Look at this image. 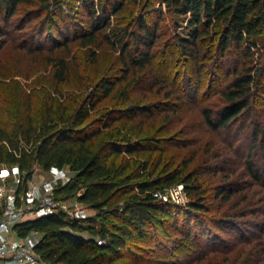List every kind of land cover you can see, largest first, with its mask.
<instances>
[{
    "label": "trees",
    "instance_id": "16d2710c",
    "mask_svg": "<svg viewBox=\"0 0 264 264\" xmlns=\"http://www.w3.org/2000/svg\"><path fill=\"white\" fill-rule=\"evenodd\" d=\"M33 1L38 3L49 22L57 24L53 20L54 11L58 9L57 13H62L59 5L63 0H0V11L9 18L19 5ZM89 1L85 26L71 28L66 24H57L32 26L33 29H30L32 39L45 34L52 41L42 57L52 67L51 77L55 83L80 76V60L72 54L68 43L72 37L79 39L90 61L95 60L97 50L105 43L119 52L126 72L130 67L128 63L139 68L149 65L156 51L151 49L162 32H158L159 27L156 25L158 17H162L163 4L164 10L183 17L185 21L188 35H176L174 47L197 63L196 71L200 73L204 68L202 60L206 56L225 59L231 53L236 54V64L229 71L232 77L218 90L223 103L217 107L200 106L202 118L209 127L230 130L245 109L252 105L256 92L264 91V0ZM155 1L160 3L156 7L158 16L149 22L143 11L152 7L151 2ZM30 20L31 17L27 18V22ZM23 27L16 26L15 29L18 32ZM52 27L61 31L62 38H57L51 32ZM72 29L76 34H70ZM5 33H11L12 38L20 35L0 28V36ZM169 63L170 59L162 60L165 67ZM158 74V77H153L154 83L164 84L166 77L161 72ZM123 78L124 74L115 78L99 75L98 78L90 79L93 88L81 95L71 110L65 104H59L61 107L57 110L58 104L53 105L52 97L49 96V102L44 103L43 118L39 124L31 112L29 97L23 98L18 106L12 104L5 110L0 109V166L3 163L16 164L25 181L32 175L33 161L40 164L42 169L68 166L74 173L73 181L56 187V194L79 191L78 200L89 203L96 210L94 216H71L59 212L27 219L13 226L19 236L29 235V231L41 233L36 239L35 250L46 264H119L129 252L130 244L137 245L136 240L146 241V227L154 221L171 220L176 225V218L185 212L196 216L211 209L210 205L202 201V184L197 178L200 170L197 168L184 173L182 170L166 168L155 173L159 158L151 166L146 161L134 168H131L128 159L117 161L121 151L137 152L142 145L138 146L130 136L119 134L117 130L105 131L104 127L117 117L114 113L119 110L128 118L136 114H149V103L114 107L102 111L100 118L87 120L94 105L116 92L118 88H114V85ZM125 88L119 90L124 101L128 99V95L124 94ZM56 92L62 95L61 90L54 86L52 93ZM259 114L255 111L244 119L246 125L253 123L254 126L252 142L246 152L241 154L240 161L253 179L252 184L264 191V163L258 165L255 160V149L259 148V157L264 161V127H260L256 117ZM146 148L150 155L155 147ZM179 182L184 185L188 202L175 203L154 196L156 190ZM234 184L221 182L217 185V195L223 200L228 199L241 189ZM257 194L259 192H245L240 198L234 199L230 208L237 207L242 201L247 205L238 214L225 210L221 215L208 218L223 230L230 227L233 231H239V215L241 217L258 211L264 213L262 204L251 207V203L258 199ZM188 222L189 219H186L185 239L190 237L192 230ZM195 231L193 235L196 240L204 236L209 239L205 228ZM250 241L246 237L244 243L250 244ZM251 246L250 250L262 252L255 263L261 261L264 264V237H259Z\"/></svg>",
    "mask_w": 264,
    "mask_h": 264
},
{
    "label": "rangeland",
    "instance_id": "374dc122",
    "mask_svg": "<svg viewBox=\"0 0 264 264\" xmlns=\"http://www.w3.org/2000/svg\"><path fill=\"white\" fill-rule=\"evenodd\" d=\"M89 2L63 0L59 5L62 13L58 14V9L55 10L53 20L58 26H85ZM151 4L152 7L143 11L149 22L157 19L156 7L160 5L157 1ZM161 7L163 14L161 18L158 17L156 26L159 27L158 32H162L151 49L156 51L149 65L139 68L128 63L130 67L126 72V65L120 60L119 52L105 43L97 50L95 60L90 61L85 47L79 44L78 38L72 37L68 43L72 54L80 60V76L58 83L51 77L52 67L46 64L42 57L52 41L45 37V34L34 39L30 35L32 26L57 24L54 21L49 22L38 3L34 1L19 5L17 11L9 18L0 11V28L20 34L15 38L10 37L11 33L0 36V109L5 110L12 104L18 106L23 98L29 97L32 102L31 112L39 124L43 118L44 103L49 102V96L52 97L53 105L58 104L57 110L63 104L71 110L81 95L93 88L90 86V79L98 78L99 75L115 78L124 74V78L114 85V88H118L117 91L98 101L87 120L100 118L102 111L114 107L138 102L149 103V114H136L135 117L128 118L119 110L114 113L117 117L104 127L105 131L117 130L119 134L130 136L138 146L142 145L137 152L121 151L117 161L128 159L131 168H134L146 161L151 166L159 158L160 163L155 173L166 168L182 170L183 173L197 168L200 170L197 178L202 184V201L210 205L211 209L196 216L185 212L176 218V225L171 220L160 219L157 223L154 219V223L146 227V241L136 240L137 245L130 244L129 252L119 264H261V261L255 262L258 256H262V252L250 249L259 237H264V213L258 211L241 217L239 215V231H233L230 227L224 230L216 227L208 217L221 215L225 210L240 213V210L247 206L245 201L240 202L237 207L230 208V205L245 192H259L257 201L251 203V207L264 205V191L252 184L253 179L240 161L241 154L246 152L252 142L254 125H246V116L258 111L260 114L256 117L260 127H264V91L256 92L252 105L245 109L230 130H214L209 127L202 118L200 106L217 107L223 103L218 90L231 79L232 73L229 71L236 64V54L231 53L225 59L214 55L206 56L202 60L204 68L199 73L195 70L197 63L174 47L176 35H188L183 17L164 10L163 4ZM127 10L128 7L124 10V15ZM30 17L32 20L27 22ZM16 26L24 27L17 32ZM24 32L26 34H23ZM51 32L57 38H62L61 31L55 27H52ZM70 34L76 33L72 29ZM164 59H170L168 67L162 64ZM159 72L166 77L164 84L153 81V77H158ZM54 86L61 90L62 95L52 93ZM124 86V94L128 95L126 101L119 91ZM147 146L155 147L150 155ZM255 151L256 163L261 165L264 163L259 157L261 151L259 148ZM7 165L18 172L16 164ZM209 169L211 171H208ZM31 176L37 180L53 178L54 184L59 188L72 182L74 173L68 166L42 169L40 164L33 161ZM221 182H235L234 186L241 189L223 200L217 195V185ZM78 195L79 191L73 194L59 193L57 198L68 205L69 213L94 216L96 210L89 203L78 200ZM186 219H189L188 224L192 229L187 239ZM177 228L182 230L177 231ZM195 228H205L209 239L204 236L196 240L193 235L197 230ZM28 234L35 239L41 235L36 231H29ZM246 237L251 240L250 244L244 243Z\"/></svg>",
    "mask_w": 264,
    "mask_h": 264
},
{
    "label": "built area",
    "instance_id": "2783aa9c",
    "mask_svg": "<svg viewBox=\"0 0 264 264\" xmlns=\"http://www.w3.org/2000/svg\"><path fill=\"white\" fill-rule=\"evenodd\" d=\"M18 171V170H17ZM22 174L7 164L0 168V264H46L35 250L36 239L31 235L19 236L13 230L16 223L52 213L68 211V205L57 198L53 178L37 180L32 176L26 181ZM154 196L175 203L188 202L183 183L165 186ZM13 235V237H9Z\"/></svg>",
    "mask_w": 264,
    "mask_h": 264
}]
</instances>
